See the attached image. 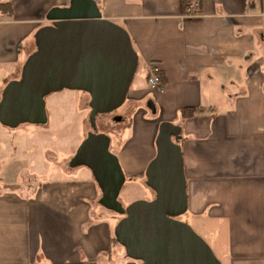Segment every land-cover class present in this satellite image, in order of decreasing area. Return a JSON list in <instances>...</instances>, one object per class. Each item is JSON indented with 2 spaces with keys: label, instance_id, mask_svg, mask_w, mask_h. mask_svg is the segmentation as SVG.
Wrapping results in <instances>:
<instances>
[{
  "label": "crops",
  "instance_id": "obj_1",
  "mask_svg": "<svg viewBox=\"0 0 264 264\" xmlns=\"http://www.w3.org/2000/svg\"><path fill=\"white\" fill-rule=\"evenodd\" d=\"M0 1L13 7L11 17L0 13L1 100L35 49L37 30L50 23L48 11L71 0ZM96 1L104 18L129 32L139 56L123 104L129 124L117 141L110 134L124 185L146 178L160 124L179 125L189 221L180 219L196 226L222 264H264V0H200L196 19L184 17L186 0ZM153 61L163 92L148 84ZM186 108L196 110L185 117ZM25 135L3 140L12 155ZM13 170L11 179L0 177V264H142L111 245L118 222L99 210L90 169ZM30 171L38 179L31 190Z\"/></svg>",
  "mask_w": 264,
  "mask_h": 264
},
{
  "label": "water",
  "instance_id": "obj_2",
  "mask_svg": "<svg viewBox=\"0 0 264 264\" xmlns=\"http://www.w3.org/2000/svg\"><path fill=\"white\" fill-rule=\"evenodd\" d=\"M47 20L35 34L36 49L20 77L3 89L0 122L8 128L47 124L49 94L65 88L87 92L93 130L69 164L90 169L101 191L99 204L122 215L114 235L126 256L142 264H222L209 243L180 219L188 210V198L179 125L160 124L157 152L145 171L153 199L127 206L119 199L126 176L111 151V136L97 130V117L126 102L139 65L129 32L104 18L96 0L53 7ZM147 106L155 112L152 101Z\"/></svg>",
  "mask_w": 264,
  "mask_h": 264
},
{
  "label": "rangeland",
  "instance_id": "obj_3",
  "mask_svg": "<svg viewBox=\"0 0 264 264\" xmlns=\"http://www.w3.org/2000/svg\"><path fill=\"white\" fill-rule=\"evenodd\" d=\"M34 48L36 49V45ZM136 77L137 80L141 78L140 75ZM82 94L81 90L67 88L49 94L46 97V109L49 115L47 124L27 123L10 129L0 122V155H2V157L0 156V177L3 173H6L8 179H11V176L14 175L13 169H17L18 165L30 167L33 172L36 169L40 172H49L52 168L57 167L66 172H71L77 168L70 166V160L87 134L93 130L89 119L90 99L82 98ZM87 96L90 95L87 94ZM124 106L113 113L99 115L97 117V130H104L109 135L113 134L117 141L118 134L123 129H127L129 124L128 112L124 109ZM116 115H120L122 119L115 120ZM16 134H26L25 137L19 139L21 145H18V156L12 155V148L10 146L6 147L3 141H10ZM116 141L113 144H116ZM21 146L30 148L28 156L24 154V149ZM116 148L117 146L114 149ZM114 149H111L112 152ZM33 172L27 173L24 180L25 186L30 190L34 185L27 186V184L38 181ZM129 181H133V178H129L127 182ZM145 181L146 178L141 183L133 182L123 186L119 199L124 206L136 200L153 199L155 192L146 185ZM148 189L151 190V193L148 192ZM98 208L101 212L115 217L117 222L122 218V215L101 205ZM182 219L189 221L185 216H182ZM194 227L196 230V226ZM196 231L199 233L198 229ZM115 247L121 248L117 245Z\"/></svg>",
  "mask_w": 264,
  "mask_h": 264
},
{
  "label": "built area",
  "instance_id": "obj_4",
  "mask_svg": "<svg viewBox=\"0 0 264 264\" xmlns=\"http://www.w3.org/2000/svg\"><path fill=\"white\" fill-rule=\"evenodd\" d=\"M202 16V7L200 0H191L185 7L184 17L196 19ZM147 80L150 88L155 91H164V81L159 63L151 62L147 67Z\"/></svg>",
  "mask_w": 264,
  "mask_h": 264
},
{
  "label": "trees",
  "instance_id": "obj_5",
  "mask_svg": "<svg viewBox=\"0 0 264 264\" xmlns=\"http://www.w3.org/2000/svg\"><path fill=\"white\" fill-rule=\"evenodd\" d=\"M190 1L191 0H186L185 1V7ZM0 13L5 15V16L11 17L13 15V7H12L11 2H9V1H0ZM162 78L164 79L163 75H162ZM195 110H196V108H186V109L183 110V114L186 117V116H189L192 113H194ZM111 245L112 246H116L117 245L118 247H122L119 244V242L117 241V239H116L114 234L111 236Z\"/></svg>",
  "mask_w": 264,
  "mask_h": 264
},
{
  "label": "flooded vegetation",
  "instance_id": "obj_6",
  "mask_svg": "<svg viewBox=\"0 0 264 264\" xmlns=\"http://www.w3.org/2000/svg\"><path fill=\"white\" fill-rule=\"evenodd\" d=\"M121 119H122V117H121L120 115H116V116H115V120H118V121H119V120H121Z\"/></svg>",
  "mask_w": 264,
  "mask_h": 264
}]
</instances>
